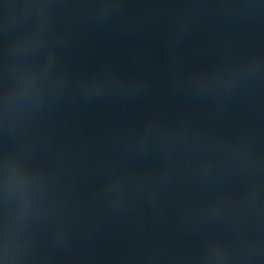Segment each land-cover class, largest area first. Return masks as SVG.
Returning a JSON list of instances; mask_svg holds the SVG:
<instances>
[{"label":"water","instance_id":"obj_1","mask_svg":"<svg viewBox=\"0 0 264 264\" xmlns=\"http://www.w3.org/2000/svg\"><path fill=\"white\" fill-rule=\"evenodd\" d=\"M0 264H264V0H0Z\"/></svg>","mask_w":264,"mask_h":264}]
</instances>
